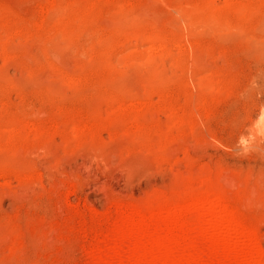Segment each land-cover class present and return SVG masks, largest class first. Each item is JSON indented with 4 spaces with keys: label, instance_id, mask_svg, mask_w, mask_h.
Instances as JSON below:
<instances>
[{
    "label": "rangeland",
    "instance_id": "rangeland-1",
    "mask_svg": "<svg viewBox=\"0 0 264 264\" xmlns=\"http://www.w3.org/2000/svg\"><path fill=\"white\" fill-rule=\"evenodd\" d=\"M263 108L264 0H0V264H89L112 175L168 207L231 180L264 264Z\"/></svg>",
    "mask_w": 264,
    "mask_h": 264
},
{
    "label": "bare ground",
    "instance_id": "bare-ground-1",
    "mask_svg": "<svg viewBox=\"0 0 264 264\" xmlns=\"http://www.w3.org/2000/svg\"><path fill=\"white\" fill-rule=\"evenodd\" d=\"M257 127L264 129V108ZM71 153L66 162L68 164L72 161ZM82 166L84 170H89L85 176L77 177V174L69 173L67 180L60 181L59 185H55L57 187H50L60 190L57 196L63 197L58 206L61 203L62 207H70L68 194H73L80 185L90 186V182L96 179L90 167H85L84 163ZM111 177L108 186L102 188L110 207L106 211L108 214L99 226L100 233L91 238L93 240L88 249L84 248L89 264H258L260 256L252 235V225L245 221L238 207H234L230 197L225 195L232 190L234 184L231 180L222 182L220 175L216 184L209 180L200 181L198 186L186 184L178 191L179 194L175 193L177 199L174 198L177 202L179 199V203L168 207L167 201L171 198L166 200L153 193L145 200L141 199L139 204L134 201L135 204L124 205L114 194L110 182L115 178ZM70 178L76 181L70 182ZM211 187H217L221 192L215 199L208 200L207 192ZM237 202L245 207L256 204L251 198H241ZM96 211L92 212L93 216L100 215Z\"/></svg>",
    "mask_w": 264,
    "mask_h": 264
}]
</instances>
